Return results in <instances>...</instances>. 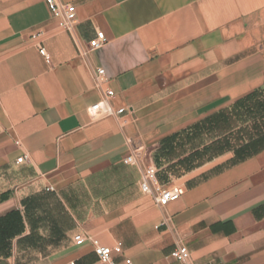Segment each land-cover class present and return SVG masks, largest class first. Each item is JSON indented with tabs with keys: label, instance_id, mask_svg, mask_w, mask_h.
Here are the masks:
<instances>
[{
	"label": "crops",
	"instance_id": "0c3cea01",
	"mask_svg": "<svg viewBox=\"0 0 264 264\" xmlns=\"http://www.w3.org/2000/svg\"><path fill=\"white\" fill-rule=\"evenodd\" d=\"M58 1L75 6L72 32L44 0H0V264H102L76 234L121 243L120 263L179 264L184 245L190 264H264V147L206 156L178 182L158 172L185 189L164 207L123 163L137 150L155 164L163 139L264 88V0ZM107 90L126 111L91 117ZM205 137L171 161L220 139Z\"/></svg>",
	"mask_w": 264,
	"mask_h": 264
},
{
	"label": "built area",
	"instance_id": "2783aa9c",
	"mask_svg": "<svg viewBox=\"0 0 264 264\" xmlns=\"http://www.w3.org/2000/svg\"><path fill=\"white\" fill-rule=\"evenodd\" d=\"M47 9L52 17L59 20V25L62 30L72 32L76 22V9L71 4L59 2L58 0H44ZM37 36H33L36 38ZM106 42V38L102 32L97 33V38L90 43L88 48L82 47V54L88 51H93L100 48ZM39 53L46 61H49V56L43 48L39 49ZM105 72L103 69H97L95 72V81L97 84L103 82ZM114 93L111 90L105 91L103 98L97 103L93 104L88 112L91 117H111L122 115L126 110L125 108L114 109L111 106V99ZM26 159L25 156L17 159V163H22ZM126 165H136L141 168V191L150 196L153 203L158 207L167 206L170 203L178 201L185 193L182 185H164L160 182L158 177V168L154 163L145 164L141 152L133 150L124 160ZM49 190H53L49 188ZM76 246L89 245L93 253L102 264H133L131 259L124 258L120 263L116 261V257L122 255L123 249L121 243H116L113 246H106L100 243L97 238L86 236L85 234H76L73 238ZM170 256L179 264H190V252L184 245H178L172 250ZM70 264H74L71 262ZM220 264V263H214Z\"/></svg>",
	"mask_w": 264,
	"mask_h": 264
},
{
	"label": "trees",
	"instance_id": "16d2710c",
	"mask_svg": "<svg viewBox=\"0 0 264 264\" xmlns=\"http://www.w3.org/2000/svg\"><path fill=\"white\" fill-rule=\"evenodd\" d=\"M259 98L262 99L260 102H258ZM231 110L234 112L240 111V113L242 112L244 114H251L253 116L252 119H254L256 122L254 123L255 128H253L260 129L259 134L255 136V138L253 137L251 140H249L248 143L241 145L239 148L233 151L234 160H243L259 152L264 147V134L262 135V132L264 131V119L261 122L262 124H258L256 121L257 118L260 119L264 116V88L253 92L242 100H239L232 106ZM224 113L225 111L219 113L218 115L206 118L203 122L192 126L188 130H184L163 139L160 143L158 154L166 157L168 160H171L172 156L174 155V153H176L178 148L181 149L183 145L192 143L194 142V140H196V138H200L201 136L207 135L209 132L215 130V128L218 127V124ZM215 146L219 150H221L220 148L223 147L221 141L216 140L212 144L204 146L201 151L195 150L189 156L178 159L176 163H178L179 165L188 164L189 166H187V168L184 170L189 171L192 168V165L190 164L196 163L197 160H200L205 156H209V158L212 157V150ZM155 164L158 167V164L156 162Z\"/></svg>",
	"mask_w": 264,
	"mask_h": 264
},
{
	"label": "rangeland",
	"instance_id": "374dc122",
	"mask_svg": "<svg viewBox=\"0 0 264 264\" xmlns=\"http://www.w3.org/2000/svg\"><path fill=\"white\" fill-rule=\"evenodd\" d=\"M261 100L262 99L259 98L258 102H260ZM252 117L253 116L251 114H244L242 112L240 113V111L234 112L232 110H225V113L223 114V117H221L218 127H216L215 130L209 132L207 134V137H205L206 141L212 138H220L219 140L223 145V147L220 148L221 150L217 149L216 146L213 147V156L218 155L220 152L221 155H226L227 157L229 156L228 153H234L233 151L244 144L245 141H249L253 137L257 136L260 129H254L255 127L253 123L255 120H253ZM177 150L179 153H174V155L172 156L173 158L177 153L180 154V149L178 148ZM153 159L158 164L159 173L162 174L165 181L170 182H172V180L178 182L175 179H178L181 176L185 175L184 173H186L187 171L184 169L189 166L188 164L179 165L178 163H176V160L172 162L166 157L159 155L158 151L154 153ZM206 161L207 157L205 156L199 161H196V163L190 164L192 165L191 170L202 165Z\"/></svg>",
	"mask_w": 264,
	"mask_h": 264
}]
</instances>
